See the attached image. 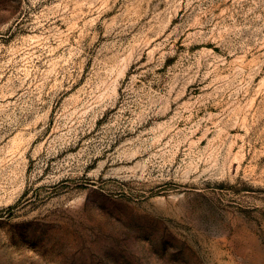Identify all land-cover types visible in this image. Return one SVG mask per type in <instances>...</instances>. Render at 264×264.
<instances>
[{
  "label": "rangeland",
  "instance_id": "1",
  "mask_svg": "<svg viewBox=\"0 0 264 264\" xmlns=\"http://www.w3.org/2000/svg\"><path fill=\"white\" fill-rule=\"evenodd\" d=\"M0 264H264V0H0Z\"/></svg>",
  "mask_w": 264,
  "mask_h": 264
}]
</instances>
